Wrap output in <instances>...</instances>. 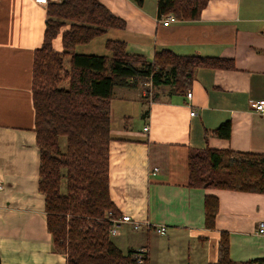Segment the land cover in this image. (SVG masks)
Returning <instances> with one entry per match:
<instances>
[{"label": "crops", "instance_id": "0c3cea01", "mask_svg": "<svg viewBox=\"0 0 264 264\" xmlns=\"http://www.w3.org/2000/svg\"><path fill=\"white\" fill-rule=\"evenodd\" d=\"M100 1L125 20V29L113 30L129 53L152 60L156 51L169 48L181 55L235 62V69L196 70L183 92L162 85L156 98L144 96L140 84L115 88L110 194L120 213L130 214L142 226L135 230L124 224L113 240L124 252L145 249L150 264H209L218 259V243L226 231L232 259L264 258V233L259 232L264 193L188 185L193 149L264 153V113L252 108V102L264 99V0H207L197 19H177L169 25L159 21L158 0L142 5ZM46 9L34 0H0L2 264H67L66 253L53 244L39 189L32 81L34 53L44 41ZM53 46L63 49L61 33ZM228 120L231 137L214 135L212 131ZM208 193L219 198L214 229L205 226ZM160 226L166 228L164 234L158 232Z\"/></svg>", "mask_w": 264, "mask_h": 264}, {"label": "trees", "instance_id": "16d2710c", "mask_svg": "<svg viewBox=\"0 0 264 264\" xmlns=\"http://www.w3.org/2000/svg\"><path fill=\"white\" fill-rule=\"evenodd\" d=\"M142 5L145 0H133ZM207 0H158V14L197 19ZM43 44L33 61L35 130L40 150L39 189L45 196L47 227L67 264H150L148 252H124L110 234L107 215L120 211L110 194L111 102L116 87L152 81L156 98L162 85L186 91L196 70L235 69L233 58L181 55L169 48L152 60L127 51L118 38H107L111 56L75 52L126 22L100 0H60L47 4ZM64 29V30H63ZM62 34L63 49L53 46ZM228 139L231 120L213 131ZM190 187L264 193V153L206 146L189 154ZM219 212L216 194L205 196V226L214 229ZM143 258L141 263L139 258ZM0 264L1 257H0ZM209 264H264V258L236 261L229 235L221 233L218 259Z\"/></svg>", "mask_w": 264, "mask_h": 264}, {"label": "built area", "instance_id": "2783aa9c", "mask_svg": "<svg viewBox=\"0 0 264 264\" xmlns=\"http://www.w3.org/2000/svg\"><path fill=\"white\" fill-rule=\"evenodd\" d=\"M34 1L38 4L47 5L50 1H58V0H34ZM176 20H177V17L173 13L165 14L162 17H159V21H161L163 25H169L170 23ZM145 86L146 87L144 90V96L153 98L154 87H153L152 81L151 80L147 81L145 83ZM187 96L191 98L192 92L188 91ZM252 108L257 112L264 113V99L252 102ZM195 114H196L195 110L191 112V115H195ZM144 129L147 130L148 126H146ZM155 171H157V168L154 169L153 173H155ZM3 188H4V184L0 180V191ZM107 218L112 223L111 228H110V234L113 237L119 235L120 229L124 224L132 225V227L135 230L139 229L142 226V223L134 219L130 214L120 213V215L116 216L114 215L113 212H109L107 215ZM158 232L164 234L166 232V228L164 226H160L158 228ZM259 232L264 233V221L261 222L259 225ZM139 251H141V253H146L145 249H140ZM142 261H143V258L140 257L138 259V262L141 263Z\"/></svg>", "mask_w": 264, "mask_h": 264}, {"label": "rangeland", "instance_id": "374dc122", "mask_svg": "<svg viewBox=\"0 0 264 264\" xmlns=\"http://www.w3.org/2000/svg\"><path fill=\"white\" fill-rule=\"evenodd\" d=\"M58 1H60V0H58ZM114 32H115V30L110 29L107 32V34L102 35V36L94 39L89 44H87V45H80V46L76 47L75 52L93 53V54H100V55H108V56H111V52H110V50H108L106 48V45L105 44H106L107 38H114Z\"/></svg>", "mask_w": 264, "mask_h": 264}]
</instances>
